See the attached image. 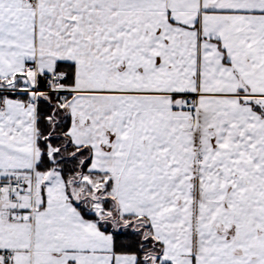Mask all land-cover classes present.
Here are the masks:
<instances>
[{"label": "snow or ice", "instance_id": "snow-or-ice-1", "mask_svg": "<svg viewBox=\"0 0 264 264\" xmlns=\"http://www.w3.org/2000/svg\"><path fill=\"white\" fill-rule=\"evenodd\" d=\"M0 264H264V0H0Z\"/></svg>", "mask_w": 264, "mask_h": 264}]
</instances>
